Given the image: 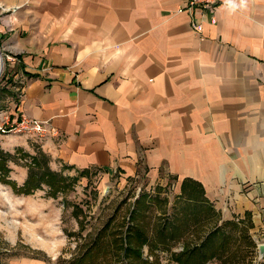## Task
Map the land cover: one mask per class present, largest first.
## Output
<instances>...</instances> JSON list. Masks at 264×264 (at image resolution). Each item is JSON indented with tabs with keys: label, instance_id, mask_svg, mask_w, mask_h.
Listing matches in <instances>:
<instances>
[{
	"label": "crops",
	"instance_id": "1",
	"mask_svg": "<svg viewBox=\"0 0 264 264\" xmlns=\"http://www.w3.org/2000/svg\"><path fill=\"white\" fill-rule=\"evenodd\" d=\"M186 3L0 0L2 49L22 82L10 117L59 130L41 141L53 168L192 179L260 227L264 0H216L203 14ZM0 137L31 150L23 132Z\"/></svg>",
	"mask_w": 264,
	"mask_h": 264
},
{
	"label": "rangeland",
	"instance_id": "2",
	"mask_svg": "<svg viewBox=\"0 0 264 264\" xmlns=\"http://www.w3.org/2000/svg\"><path fill=\"white\" fill-rule=\"evenodd\" d=\"M0 50L4 58L0 124L9 125L12 104L17 101L22 82L15 57L7 56L1 41ZM3 134L0 131V136ZM24 134L28 135L30 151L19 145L6 150L0 140V154L7 157L10 168L9 178L22 186L31 173L40 175L50 168L64 177L67 187L53 194L42 183L33 193L25 194L0 181V264H69L75 259H81L82 264H183L177 259L179 254L187 247L200 246L207 237L210 239L206 247L213 255L202 264L264 263V257L259 255L264 225L253 227L249 216L245 222L234 208H216L198 189L196 200H188L176 177L162 184H149L142 177L123 183L119 175L100 170L82 173L70 167L53 168L41 147V141L50 134ZM109 222V233L98 236ZM136 224L156 244H146L141 259L121 254L115 247ZM98 237L105 248L93 254L90 247ZM220 251L226 256L219 255ZM83 254H89L88 258L82 259Z\"/></svg>",
	"mask_w": 264,
	"mask_h": 264
},
{
	"label": "trees",
	"instance_id": "3",
	"mask_svg": "<svg viewBox=\"0 0 264 264\" xmlns=\"http://www.w3.org/2000/svg\"><path fill=\"white\" fill-rule=\"evenodd\" d=\"M1 155V154H0ZM35 159V157H34ZM34 164H39V162H34ZM2 171V172H1ZM0 172L3 173L0 174V181H3L5 183H10L14 190L17 192L29 194L33 193L34 190L41 187L42 183H46L50 187V193L58 194L61 190L66 189L67 185L64 180V177L54 170H51L50 168L44 169L40 175L37 173H31V175L28 177V179L24 182L22 186H18L16 181H12L9 178V172L10 168L7 164V157L4 155L0 156ZM84 171H82L83 173ZM182 193L185 195V197L188 200L194 201L196 200V194L195 189L200 190L202 194H204V190L202 185L192 179H184L181 184ZM206 200V197H205ZM112 222L107 223L101 228V231L99 232L98 236L101 234L109 233L108 231L111 228ZM212 235H215V231L211 232ZM225 236V235H224ZM120 237V236H119ZM173 238V234L170 237V239ZM210 239V237H207V239L203 240V243L200 246L197 247H187L184 249L185 251L179 254V257L177 258L179 262L183 264H202L209 261V258L212 257V253L208 252V248L206 247L207 241ZM120 242H116V248L121 251V254L124 252L126 256H129L130 258L133 257V255H136L139 259H141V256H143V247L151 243V246H156L154 242H151V238L148 236V234L144 231L143 227H140L138 224L134 225L128 230L126 237H120ZM213 243L211 241L210 245ZM199 247V249H198ZM206 247V248H205ZM92 250L89 252H94L93 254H97L100 250H104L105 246L103 245V241L101 242L99 237L98 240L93 242V244L90 247ZM191 248V249H190ZM223 249V248H222ZM221 252V251H220ZM219 255L226 256L224 253L221 252ZM153 253V249L151 251ZM89 254H83L81 256L82 259H87ZM92 255V254H91ZM146 262V261H143ZM69 264H82L81 259H75L71 261ZM264 264V263H259Z\"/></svg>",
	"mask_w": 264,
	"mask_h": 264
},
{
	"label": "built area",
	"instance_id": "4",
	"mask_svg": "<svg viewBox=\"0 0 264 264\" xmlns=\"http://www.w3.org/2000/svg\"><path fill=\"white\" fill-rule=\"evenodd\" d=\"M216 3V0H187L186 8L190 10H195L201 14L209 12L212 6ZM8 10L5 6L0 4V11ZM211 21H215V17L211 16ZM0 55H3V52L0 50ZM9 56V54H7ZM9 125L0 124V131L4 134L10 132H23V133H36L39 135H57L59 130L50 125L48 121L37 119L21 113L19 117L11 122L7 121Z\"/></svg>",
	"mask_w": 264,
	"mask_h": 264
},
{
	"label": "water",
	"instance_id": "5",
	"mask_svg": "<svg viewBox=\"0 0 264 264\" xmlns=\"http://www.w3.org/2000/svg\"><path fill=\"white\" fill-rule=\"evenodd\" d=\"M259 255L261 258L264 257V243L259 244Z\"/></svg>",
	"mask_w": 264,
	"mask_h": 264
},
{
	"label": "bare ground",
	"instance_id": "6",
	"mask_svg": "<svg viewBox=\"0 0 264 264\" xmlns=\"http://www.w3.org/2000/svg\"><path fill=\"white\" fill-rule=\"evenodd\" d=\"M3 68H4V58L2 55H0V75L3 71Z\"/></svg>",
	"mask_w": 264,
	"mask_h": 264
}]
</instances>
